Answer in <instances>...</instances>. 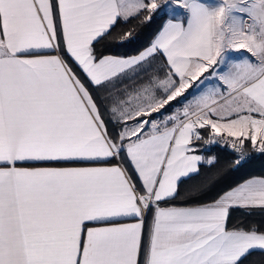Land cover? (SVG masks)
<instances>
[{"label": "snow or ice", "instance_id": "obj_1", "mask_svg": "<svg viewBox=\"0 0 264 264\" xmlns=\"http://www.w3.org/2000/svg\"><path fill=\"white\" fill-rule=\"evenodd\" d=\"M143 11L144 51L97 55ZM221 142L264 156V0H0V264H247L264 178L174 203Z\"/></svg>", "mask_w": 264, "mask_h": 264}, {"label": "trees", "instance_id": "obj_2", "mask_svg": "<svg viewBox=\"0 0 264 264\" xmlns=\"http://www.w3.org/2000/svg\"><path fill=\"white\" fill-rule=\"evenodd\" d=\"M147 11H143L139 16L130 18L127 23L118 22L111 30V34L95 45L97 55H113L120 57L136 56L145 50L153 41L157 33L160 31L167 16H163L159 12L152 14L150 20H146ZM131 31L133 34V42L126 43L121 46L114 39L125 32ZM145 77L142 75L137 80H126L124 86L133 87ZM175 108L180 104L172 102ZM163 111V110H162ZM170 113L166 112L165 115ZM157 114H154V116ZM205 138L207 132L202 133ZM203 145V142H201ZM211 151L201 152L204 156L215 157V162L211 165L201 163L199 166V175H193L190 179H186L180 185L181 195L174 203H181L185 200V194L192 192L193 197H199L195 202H210L218 197L224 191L234 187L247 178L259 176L264 178V156L255 157L248 160L247 163L239 167L234 163L233 154L225 148L216 146L210 148ZM230 223L243 224H260L264 225V210L260 208L251 209H234L231 213ZM247 264H264V253L254 251L248 257Z\"/></svg>", "mask_w": 264, "mask_h": 264}, {"label": "built area", "instance_id": "obj_3", "mask_svg": "<svg viewBox=\"0 0 264 264\" xmlns=\"http://www.w3.org/2000/svg\"><path fill=\"white\" fill-rule=\"evenodd\" d=\"M206 138H207V137H206ZM216 146H219V147L225 148V149H227L228 151H230V152L233 154V156H234V160H236L237 156L239 155L238 153H236V152L231 148L230 145H225V144L222 143V142H221V143H218V144H213V145H210V146H207V147L212 148V147H216ZM203 147H205V146L202 145V148H203ZM245 156L248 158V160H251V159H253V158H255V157H261V154H260L259 152L255 151V150H252V149H251V146L248 145V149H247L246 152H245Z\"/></svg>", "mask_w": 264, "mask_h": 264}, {"label": "crops", "instance_id": "obj_4", "mask_svg": "<svg viewBox=\"0 0 264 264\" xmlns=\"http://www.w3.org/2000/svg\"><path fill=\"white\" fill-rule=\"evenodd\" d=\"M168 18V17H167ZM166 18V19H167ZM165 19V20H166ZM164 23H165V21H164ZM163 23V24H164ZM163 26V25H162ZM156 37V36H155ZM155 39V38H154ZM153 39V40H154ZM144 51V50H143ZM139 55V54H138ZM113 56V55H112ZM137 56V55H136ZM118 57H120V56H118ZM130 57H133V56H130ZM163 58L162 57H157L156 59H154L153 61H152V67H153V69H156V68H158V66H159V64H160V61L162 60ZM145 66H147V65H145ZM152 73H154L153 71H150V72H148V73H146V74H144V77H145V79L147 78V77H149L150 75H152ZM192 91V89H189L188 90V92H191ZM188 93H185V95H187ZM193 99V97L192 96H188V100H192ZM185 103H187V101H185ZM183 107V105H179V107L178 108H182ZM202 154V153H201ZM203 155V154H202ZM206 157H210V156H206ZM202 163H206V161L205 162H202ZM250 178H262V177H259V176H254V177H250ZM250 178H247V179H245V180H248V179H250ZM244 180V181H245ZM243 182V181H242ZM241 182V183H242ZM236 186V185H235ZM234 186V187H235Z\"/></svg>", "mask_w": 264, "mask_h": 264}, {"label": "rangeland", "instance_id": "obj_5", "mask_svg": "<svg viewBox=\"0 0 264 264\" xmlns=\"http://www.w3.org/2000/svg\"><path fill=\"white\" fill-rule=\"evenodd\" d=\"M160 67V64L158 66V68ZM155 73H152V75H154ZM152 75H150L149 77H151ZM149 77H147L144 81H146Z\"/></svg>", "mask_w": 264, "mask_h": 264}]
</instances>
